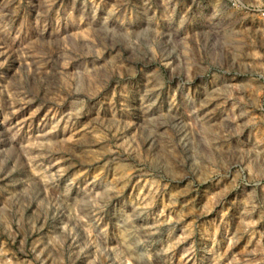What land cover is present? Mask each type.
Returning <instances> with one entry per match:
<instances>
[{
    "label": "rangeland",
    "instance_id": "374dc122",
    "mask_svg": "<svg viewBox=\"0 0 264 264\" xmlns=\"http://www.w3.org/2000/svg\"><path fill=\"white\" fill-rule=\"evenodd\" d=\"M0 264H264V0H0Z\"/></svg>",
    "mask_w": 264,
    "mask_h": 264
}]
</instances>
